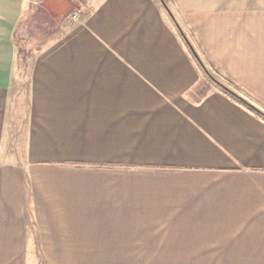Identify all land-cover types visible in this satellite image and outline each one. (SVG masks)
Listing matches in <instances>:
<instances>
[{"label":"crops","instance_id":"obj_1","mask_svg":"<svg viewBox=\"0 0 264 264\" xmlns=\"http://www.w3.org/2000/svg\"><path fill=\"white\" fill-rule=\"evenodd\" d=\"M163 2L0 0V264H264V0Z\"/></svg>","mask_w":264,"mask_h":264},{"label":"rangeland","instance_id":"obj_2","mask_svg":"<svg viewBox=\"0 0 264 264\" xmlns=\"http://www.w3.org/2000/svg\"><path fill=\"white\" fill-rule=\"evenodd\" d=\"M74 1H76V0H74ZM77 3H76V5L78 6ZM38 12H39L38 10H34V12H32L31 15L29 16L30 18H29V20H27V23L25 24L26 27L23 29L24 31L21 32V34H22L21 37L22 38L20 37V35L19 36L17 35V37H16V39L19 42H21V40H23V39H25V41H28L30 39V42H31L34 39L33 36L34 37L35 36L38 37L37 35H40V34H42V36H44L43 35V29L42 28L46 29L48 32L51 31V28L52 27H50V26H52V24H50L49 20H45L43 17L39 16ZM37 25L38 26H43V27L42 28L41 27H38L39 29H36L35 26H37ZM39 30H41V32H39ZM20 38H21V40H20ZM225 87H227V86H225ZM228 89H230V88H228Z\"/></svg>","mask_w":264,"mask_h":264},{"label":"trees","instance_id":"obj_3","mask_svg":"<svg viewBox=\"0 0 264 264\" xmlns=\"http://www.w3.org/2000/svg\"><path fill=\"white\" fill-rule=\"evenodd\" d=\"M202 65V64H201ZM202 68H203V70L205 71V73L213 80V81H215L216 83H217V85L219 86V87H221L222 88V86L221 85H219L218 84V82L210 75V73L204 68V66L202 65ZM240 102H242V103H244L245 105H247V106H249L254 112H256L259 116H261V117H263L264 118V113H262L261 111H259L258 109H256V108H254V107H252V106H250L247 102H245L244 100H242V99H240V98H238V97H236Z\"/></svg>","mask_w":264,"mask_h":264},{"label":"water","instance_id":"obj_4","mask_svg":"<svg viewBox=\"0 0 264 264\" xmlns=\"http://www.w3.org/2000/svg\"><path fill=\"white\" fill-rule=\"evenodd\" d=\"M162 2H163V0H161ZM163 4H164V2H163ZM217 84V83H216ZM218 84L219 85H221L222 86V88L225 90V91H227V92H229L231 95H233L235 98L236 97H238V98H240V99H242L240 96H238L237 94H235L233 91H231L230 89H228L227 87H225L224 85H222V84H220L219 82H218ZM243 100V99H242ZM245 101V100H244ZM246 102V101H245ZM248 103V102H247ZM249 104V103H248ZM250 106H252L251 104H249ZM253 107V106H252Z\"/></svg>","mask_w":264,"mask_h":264},{"label":"built area","instance_id":"obj_5","mask_svg":"<svg viewBox=\"0 0 264 264\" xmlns=\"http://www.w3.org/2000/svg\"><path fill=\"white\" fill-rule=\"evenodd\" d=\"M75 18H77V16H74Z\"/></svg>","mask_w":264,"mask_h":264}]
</instances>
